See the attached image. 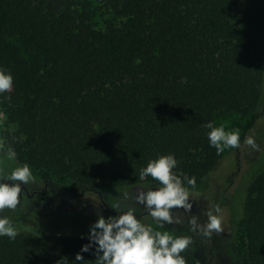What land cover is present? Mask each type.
I'll return each mask as SVG.
<instances>
[{
	"label": "trees",
	"instance_id": "obj_1",
	"mask_svg": "<svg viewBox=\"0 0 264 264\" xmlns=\"http://www.w3.org/2000/svg\"><path fill=\"white\" fill-rule=\"evenodd\" d=\"M0 68L14 79L0 139L47 191L155 187L140 170L169 153L197 189L226 151L203 125L241 143L259 113L264 0H0ZM233 219L238 264H264V168ZM174 228L159 230L187 236ZM17 231L0 264H96L74 260L88 233ZM181 255L198 264L191 244Z\"/></svg>",
	"mask_w": 264,
	"mask_h": 264
},
{
	"label": "clouds",
	"instance_id": "obj_2",
	"mask_svg": "<svg viewBox=\"0 0 264 264\" xmlns=\"http://www.w3.org/2000/svg\"><path fill=\"white\" fill-rule=\"evenodd\" d=\"M13 84L11 72L0 68V94L11 91ZM203 127L209 130L206 133L209 145L216 149L217 154L228 148L240 147L241 136L238 130L227 131L225 125L217 126L214 121L206 122ZM246 143L253 148L258 147L252 137H248ZM2 147L0 143V148ZM5 158L15 161V150L9 148ZM2 163L3 159H0V164ZM177 164L175 155L171 153L149 159L139 175L141 179L149 176L153 178L157 181L155 187L138 185L132 192L123 193V201L131 200L135 205L146 209L157 228L142 223L135 207L118 201L111 206L116 215L105 218L98 213L97 219L89 226L88 242L81 245L74 260H85L81 253L91 251L96 264H186L181 253L192 243L191 238L158 230L165 224L183 223L180 217L173 215L174 209L191 213L192 199L185 182L194 189L196 180L183 172L173 171ZM34 179L31 168L26 163L13 167L10 172L0 168V213L4 209L15 210L21 203L22 185H27ZM220 211L219 206L215 205L207 209L204 212V222L192 215L188 220L190 230L199 231L207 237L222 232ZM17 235L16 225L11 218L0 215V237L15 239Z\"/></svg>",
	"mask_w": 264,
	"mask_h": 264
},
{
	"label": "rangeland",
	"instance_id": "obj_3",
	"mask_svg": "<svg viewBox=\"0 0 264 264\" xmlns=\"http://www.w3.org/2000/svg\"><path fill=\"white\" fill-rule=\"evenodd\" d=\"M5 125L6 116L0 109V127ZM248 137H252L255 140L257 148H253L246 143ZM0 143L3 145L1 139ZM7 150L4 145L0 148V159H3L0 168L10 172L13 167L20 165V163L17 159L15 161L7 160L5 158ZM263 168L264 90L259 113L252 126L246 131L240 147L226 149L215 170L201 181V185L197 189H189L193 205L191 213H186L183 209L173 210V215L180 217L183 223L192 215H196L200 222H204L206 220L204 212L214 205L219 206L221 210L219 215L222 218V232L229 233L225 236L226 240L222 241L227 243L229 247H225L223 243L219 249V258L222 264H238L231 248L232 241L229 235L233 234V231L230 228V222L234 220V217L240 218L242 216L246 185ZM32 173L35 178L34 181L27 185H22L29 192L43 188V183L33 171ZM138 185L143 184L117 189H103L99 192L102 194L103 199L112 206L113 203L123 201V193L125 191L132 192L133 188ZM20 199L21 203L15 210L4 209L0 213V215L11 218L17 230H26L32 227L37 229L38 232L49 230L53 233L52 231L54 230L56 233L63 234H85L89 232V226L97 219L98 213L105 218L113 216L105 215L106 211L104 206H102L100 197L94 191H84L82 195L74 197L67 191L51 189L42 196L36 195L34 198H29L22 191ZM123 202L136 208L137 217L142 223L157 228L155 221L147 214L146 209L135 205L131 200ZM50 215H53V217ZM174 231L188 232V230L178 224L175 225ZM191 246L198 264H208L206 249L197 240L192 241Z\"/></svg>",
	"mask_w": 264,
	"mask_h": 264
},
{
	"label": "flooded vegetation",
	"instance_id": "obj_4",
	"mask_svg": "<svg viewBox=\"0 0 264 264\" xmlns=\"http://www.w3.org/2000/svg\"><path fill=\"white\" fill-rule=\"evenodd\" d=\"M23 188V191L26 193L27 196H29V198H34V196L36 195H39V196H42L43 194H45L47 192V186L46 185H43V188L42 189H34V190H31L30 192L28 191L27 188ZM95 193H97L100 197V200H101V203H102V206H104V210L107 212V213H110V214H113V215H116L117 213L111 208V206L103 199V196L102 194L99 192V191H94ZM70 193V192H69ZM72 196H80L83 194V192H79V193H70ZM147 212V210H146ZM144 212V213H146ZM190 219V218H189ZM188 219V220H189ZM188 220H186L184 223L182 224H179L180 226H183L184 229L188 230V232L186 231V235L188 237L191 238L192 241L194 240H197L202 246L204 249H206V257L208 259V264H222L220 258H219V249L221 247V245L224 243L222 242L223 240H226L225 236L228 232H220V233H213V235L211 237H207V236H204L201 232L199 231H196V232H193L190 230V225L188 223ZM176 225V224H175ZM230 228L231 230L233 231V228H232V221L230 222ZM229 234V233H228ZM229 236H231V241H232V244H231V248H232V251H233V244H234V239L232 240L233 238V234H230ZM228 236V237H229ZM225 247L228 246L227 243H224L223 244ZM229 247V246H228ZM195 257V256H194ZM198 263V262H197Z\"/></svg>",
	"mask_w": 264,
	"mask_h": 264
}]
</instances>
